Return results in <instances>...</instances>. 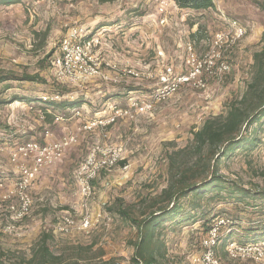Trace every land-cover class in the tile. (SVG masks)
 Here are the masks:
<instances>
[{"label":"rangeland","instance_id":"1","mask_svg":"<svg viewBox=\"0 0 264 264\" xmlns=\"http://www.w3.org/2000/svg\"><path fill=\"white\" fill-rule=\"evenodd\" d=\"M167 2L165 16L159 11L161 0H22L0 6V76L19 79L0 84V144L5 147L0 153V177L10 183L17 178L22 162L13 163L11 155L27 143L51 144L68 136L77 139L60 161L40 172L31 191L33 211L17 235L0 234V255L19 252L29 258L42 234L49 233L52 251L66 262L129 264L138 233L116 211L126 210L138 221L156 212L153 206L171 181L169 156L190 146L193 133L208 118L224 114L227 105L246 91L253 54L264 45V11L253 0H215L216 8L208 12L183 11ZM222 13L247 29L245 38L228 54L230 73L209 81L205 91L185 86L165 100H155L164 67L171 64L185 71L187 45L195 42L201 55L212 36L226 28ZM164 17L168 22L161 25ZM77 26L87 28L91 36L102 34L101 47L92 53L107 76L64 85L54 78L51 61L68 30ZM109 64H116L120 71ZM123 69L141 76L120 77ZM26 74L46 82L20 81ZM56 94L81 106L41 105L39 100ZM142 102L152 104V110L141 113L131 105ZM113 108L129 111L132 117L103 125L114 117ZM46 110L50 117L41 121L39 115ZM57 117L62 118L60 122ZM96 123L91 130L84 129ZM251 131L260 140L257 147L248 153L236 152L219 166L228 184L250 195L230 197L223 191L185 199L181 216L167 222L162 231L164 264H200L206 225L219 217L229 218L236 226L223 230L217 248L222 264H264L253 256L235 259L227 253L229 243L264 244V119ZM115 154L119 160L107 166ZM89 160L97 169L91 182L93 195L85 201L80 179ZM64 213L76 221L88 213L93 226L55 235L53 226Z\"/></svg>","mask_w":264,"mask_h":264},{"label":"built area","instance_id":"2","mask_svg":"<svg viewBox=\"0 0 264 264\" xmlns=\"http://www.w3.org/2000/svg\"><path fill=\"white\" fill-rule=\"evenodd\" d=\"M171 0H161L160 14H166V6ZM177 8V7H176ZM220 18L226 24V28L216 32L207 44V49L198 55L195 50V42H189L187 45V54L185 60V71L176 69L175 66H165L164 71L158 76L159 88L155 94V100H165L167 97L178 92L182 87H189L205 91L208 89L209 81L221 80L231 71V65L228 60L229 52L247 35V29L235 19L228 17L226 14H220ZM167 17L161 20V25H166ZM92 35L89 30L83 26L70 28L64 40L61 43L59 52L52 57L51 70L54 78L61 84H78L89 81L94 78H106L101 70V63L96 55L92 52L94 49L101 47L103 36ZM159 57L163 56L161 50L158 52ZM111 69L119 72L120 68L116 64L108 65ZM179 70V71H178ZM120 77L139 78L141 74L132 69H123ZM118 74V73H117ZM65 96L56 94L52 98L44 97L42 103L56 102L60 103ZM134 101V100H131ZM132 107L146 113L152 110V104L149 102L132 103ZM130 105V107H131ZM31 108H34L32 104ZM114 117L110 118L103 125L116 123L119 118L131 116L129 111H123L113 108ZM46 110L41 112L39 118L41 121L46 120ZM80 115L79 112L76 113ZM62 118L57 117L56 122ZM96 124H87L84 129L91 130ZM49 135V133L47 134ZM77 139L75 136L64 137L59 141L51 144L41 145L35 142L27 143L17 148L11 155L13 163L22 162L18 165V176L10 182L0 181V234L17 235L20 224L30 216L34 208L32 198V187L39 177L40 172L48 167L55 165L65 154ZM5 147L0 144V153L4 152ZM119 160V155L115 154L113 160L106 163L107 166H113ZM96 164L89 160L85 163L83 170L85 175L81 177V196L83 200H89L93 195L91 182L96 177ZM80 176L83 174H79ZM86 207V204L84 205ZM100 218V215H99ZM232 222L227 217H219L211 223L205 235L201 238L200 246L203 253L199 260L200 264H222L217 255V248L221 241L223 230L231 228ZM93 219L86 214L80 221L69 214H62L53 226L55 235H69L75 230L86 231L92 228ZM229 256H253L252 259L264 262V244H243L229 243L227 248Z\"/></svg>","mask_w":264,"mask_h":264},{"label":"trees","instance_id":"3","mask_svg":"<svg viewBox=\"0 0 264 264\" xmlns=\"http://www.w3.org/2000/svg\"><path fill=\"white\" fill-rule=\"evenodd\" d=\"M21 1L0 0V6L9 7L19 4ZM171 1L178 9L185 11L208 12L216 8L215 0ZM253 3L259 10L264 11V0H253ZM197 33L192 37L195 38ZM250 75L251 78L244 94L240 98L232 100L227 105L224 114L208 118L202 127L193 133L190 146L173 152L169 156L171 181L163 190L160 200L153 206L157 208L156 212H151L148 217L138 221L132 219L126 210H115L117 215L130 221L137 229L138 237L133 243L135 251L129 264H164L166 244L162 237V231L167 222L174 221L181 216L184 210L182 202L185 199L189 197L204 198L208 193L216 192L218 194L223 191L227 192L230 197L240 198L250 195L234 184H228L220 175L219 166L223 159L236 152H251L260 141L251 128L264 119V45L253 54ZM12 80L19 79L0 76V84ZM20 81L46 82L38 75L27 74ZM39 101L44 107L46 105L47 107L75 109L81 106L79 102L65 100L60 103ZM49 117L50 115H47V118ZM182 157L184 158L182 159ZM109 211L112 210L109 209ZM180 223L178 222V224ZM211 223L206 225V231ZM235 228L233 221L230 229L235 230ZM228 237L230 236L228 235ZM51 239V234H42L32 248L29 258L25 257L23 253L20 255L19 252L11 255L1 254L0 264H80L79 260L66 262L62 255L55 254L50 247ZM99 264L120 263L109 260Z\"/></svg>","mask_w":264,"mask_h":264},{"label":"crops","instance_id":"4","mask_svg":"<svg viewBox=\"0 0 264 264\" xmlns=\"http://www.w3.org/2000/svg\"><path fill=\"white\" fill-rule=\"evenodd\" d=\"M183 11H185V10H183ZM3 178H5V179H3ZM7 177H4V176H1L0 177V181H6V182H8V179H6ZM13 180V179H12Z\"/></svg>","mask_w":264,"mask_h":264}]
</instances>
